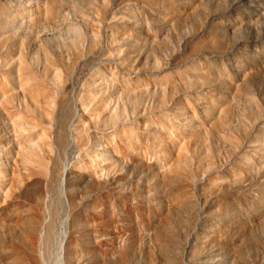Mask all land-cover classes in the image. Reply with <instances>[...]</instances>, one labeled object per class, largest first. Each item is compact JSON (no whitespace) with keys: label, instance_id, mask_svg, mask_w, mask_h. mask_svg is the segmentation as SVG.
Returning <instances> with one entry per match:
<instances>
[{"label":"rangeland","instance_id":"obj_1","mask_svg":"<svg viewBox=\"0 0 264 264\" xmlns=\"http://www.w3.org/2000/svg\"><path fill=\"white\" fill-rule=\"evenodd\" d=\"M0 264H264V0H0Z\"/></svg>","mask_w":264,"mask_h":264},{"label":"bare ground","instance_id":"obj_2","mask_svg":"<svg viewBox=\"0 0 264 264\" xmlns=\"http://www.w3.org/2000/svg\"><path fill=\"white\" fill-rule=\"evenodd\" d=\"M71 123L69 125V132H70V134H69V142H70V144H69L68 150H69L70 147L72 148L75 145L73 124H71ZM65 172H67V169L66 168H65ZM65 172H64V174H65ZM62 185L64 187L63 192L65 193L66 187H67V185H66V179L65 178H63V180H62ZM52 232H53V227H51V229H50V233H49V236L50 237H51Z\"/></svg>","mask_w":264,"mask_h":264}]
</instances>
